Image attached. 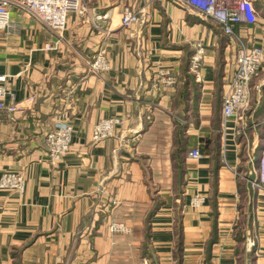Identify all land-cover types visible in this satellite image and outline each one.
Segmentation results:
<instances>
[{"label": "crops", "instance_id": "1", "mask_svg": "<svg viewBox=\"0 0 264 264\" xmlns=\"http://www.w3.org/2000/svg\"><path fill=\"white\" fill-rule=\"evenodd\" d=\"M251 1L257 22L233 36L174 0H84L87 12H70L61 34L10 11L0 73L12 93L5 105L18 109L0 113V178L19 172L25 189L0 190V264H264V189L254 185L264 64L244 122L222 125L237 52L264 46V0ZM127 7L143 16L124 28ZM198 41L206 56L193 74ZM98 53L109 70L94 74ZM160 72L178 84L160 86ZM109 118L121 123L94 142ZM59 121L73 135L53 164L46 136ZM113 223L128 231L112 233Z\"/></svg>", "mask_w": 264, "mask_h": 264}, {"label": "built area", "instance_id": "2", "mask_svg": "<svg viewBox=\"0 0 264 264\" xmlns=\"http://www.w3.org/2000/svg\"><path fill=\"white\" fill-rule=\"evenodd\" d=\"M178 4H185L196 10L197 14L204 19H211L219 22L224 33L233 36L234 26L245 23L255 24L257 13L251 0H174ZM17 9L33 16L36 20L47 26L56 34H61L66 29L68 15L76 12L84 15L87 6L84 0H0V35L8 32L11 27L10 11ZM142 10H134L127 7L122 12L121 26L128 28L139 23L142 19ZM107 15L98 16L97 20H105ZM99 27L98 25H95ZM206 56V48L203 42L198 41L195 52L190 58V71L198 74L201 70ZM264 64V46L248 47L242 45L236 54L234 68L226 89L223 94L222 125L227 126L230 120L242 124L246 112L250 107L251 82L257 77ZM90 71L100 74L109 70V64L102 53H98L89 63ZM7 76L0 73V113L6 111L15 112L18 107L12 105L7 107L5 100L11 96L6 85ZM157 82L165 88H174L178 84L176 74L160 72ZM121 123L118 118L100 120L95 124L92 132L94 142H101L113 136L116 127ZM73 128L70 124L59 121L53 125L52 130L46 136L48 147V158L53 164L62 162L64 156L71 149ZM188 156L194 159L200 158L198 149H193ZM255 187L264 189V136L262 149L258 161V180ZM25 189V178L19 172H5L0 178V190L22 193ZM203 198H194V207L200 205ZM113 204L116 205L114 201ZM112 233L127 232L122 223L110 225Z\"/></svg>", "mask_w": 264, "mask_h": 264}]
</instances>
